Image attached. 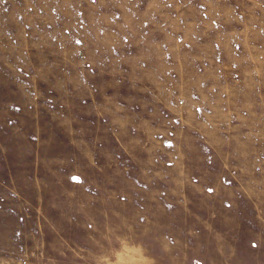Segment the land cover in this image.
I'll use <instances>...</instances> for the list:
<instances>
[{
	"label": "rangeland",
	"instance_id": "1",
	"mask_svg": "<svg viewBox=\"0 0 264 264\" xmlns=\"http://www.w3.org/2000/svg\"><path fill=\"white\" fill-rule=\"evenodd\" d=\"M0 264H264V0H0Z\"/></svg>",
	"mask_w": 264,
	"mask_h": 264
}]
</instances>
